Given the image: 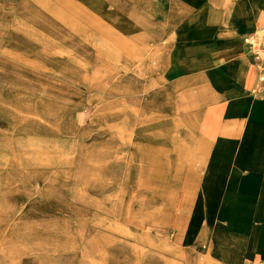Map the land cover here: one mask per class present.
Here are the masks:
<instances>
[{"label": "rangeland", "instance_id": "1", "mask_svg": "<svg viewBox=\"0 0 264 264\" xmlns=\"http://www.w3.org/2000/svg\"><path fill=\"white\" fill-rule=\"evenodd\" d=\"M62 4L0 0V264H158L147 258L162 243L184 256L169 261H192L191 219L174 227L181 177L175 201L140 224L146 204L161 206L148 190L169 186L151 182L158 159L138 154L118 198L127 148L114 131L131 135L170 100L163 73L144 64L149 35L140 22L107 14L91 23Z\"/></svg>", "mask_w": 264, "mask_h": 264}, {"label": "crops", "instance_id": "2", "mask_svg": "<svg viewBox=\"0 0 264 264\" xmlns=\"http://www.w3.org/2000/svg\"><path fill=\"white\" fill-rule=\"evenodd\" d=\"M109 1L120 10L133 4ZM142 1L159 34L144 64L163 73L170 100L145 112L131 135L114 131L127 148L118 197L126 192L137 155L151 153L163 173L152 183L161 190L166 184L167 194L175 196L181 177L177 217L185 224L191 219L194 227L195 257L179 264H196L198 255L212 264H264V60H255L243 42L264 25V0ZM132 7L134 13L139 9L137 3ZM161 196L164 191L148 190L146 197ZM168 220L162 213L157 221L163 226ZM159 245V253L148 254L150 262L169 254L184 259L175 247Z\"/></svg>", "mask_w": 264, "mask_h": 264}, {"label": "bare ground", "instance_id": "3", "mask_svg": "<svg viewBox=\"0 0 264 264\" xmlns=\"http://www.w3.org/2000/svg\"><path fill=\"white\" fill-rule=\"evenodd\" d=\"M61 2L63 3L62 5L63 6H65L66 8H69L70 9V11L71 12H73V13H76V14H81V15H83V16H85V17H88L89 18V20H90V18L92 17V15L94 16H98V17H104V16H107V14H111L112 16H114V17H119V15H122V16H124L125 18V20L129 17V19L128 20H132V19H134V20H140L141 21V24L143 25L141 28H142V33H141V35H149L148 37H147V40H148V43H149V46H151V45H153L154 44V40L156 39L155 38V35H159L154 29H152L151 28V25H150V21H149V18L151 17V14H148V12H147V8H145L144 6H145V4H144V1H142V0H132V2H133V4H136L137 3V6H139V9H138V11L136 12V13H134L132 10V6H133V4H131V3H127L126 4V7H123V10H120V9H118V8H115V7H113L112 5H111V3H110V1L109 0H107V2H108V5H109V7H108V9H106V8H104V7H100V8H96V10L95 9H93L92 7H87V6H83V5H77V4H74L73 3V1L72 0H61ZM140 4H144V6L143 5H140ZM132 7V8H131ZM88 9H90V10H92V12L91 11H89ZM145 13H146V16H147V18H146V21H145V18H144V16H145ZM199 13V12H198ZM143 18H144V21L145 22H143L142 20H143ZM189 19V18H188ZM188 19L186 20V22L188 21ZM190 19H192V17H190ZM91 23H93L92 21H91ZM102 27H103V25H102ZM107 29V31H110L108 28H106ZM37 35V34H36ZM5 122V121H4ZM3 144V143H2ZM145 144V143H144ZM143 144V145H144ZM4 146V145H3ZM148 147V146H147ZM141 150V149H140ZM152 150V149H151ZM174 152V151H173ZM9 158V157H8ZM147 158V157H146ZM148 158H150V157H148ZM8 160V159H7ZM146 162V161H145ZM151 162V161H150ZM154 162V161H153ZM181 163V162H180ZM177 165H179V164H177ZM184 165V164H183ZM144 167H146V173H148V170H149V167H148V165H144ZM153 167H154V165H153ZM151 168H152V166H151ZM159 168V167H158ZM183 168V167H182ZM154 169V168H153ZM157 169V168H156ZM152 171V170H151ZM154 171H156V170H154ZM154 171L153 172H151V174L152 173H154ZM158 171V170H157ZM156 173V172H155ZM178 173H180L179 172V170H178ZM25 174H26V172H25ZM165 174V173H164ZM168 174V173H167ZM177 174V173H176ZM163 175V173L160 175V176H162ZM159 176V175H158ZM166 176V175H165ZM164 176V177H165ZM152 177V176H151ZM151 177H149L148 176V179H150ZM154 178H155V176H154ZM27 179V178H26ZM152 179V178H151ZM176 179V178H175ZM165 181V180H164ZM47 182V181H46ZM152 182V181H151ZM30 184V183H29ZM31 185V184H30ZM151 185H153V184H151ZM165 185V184H164ZM174 185V184H173ZM161 186V185H160ZM211 186V185H210ZM33 187V186H32ZM156 187V186H155ZM154 188V187H153ZM157 188V187H156ZM159 189V188H158ZM161 189V188H160ZM174 190V189H173ZM208 190V189H207ZM162 191H163V189H162ZM176 191V190H175ZM233 192V191H232ZM208 193V192H207ZM210 193V192H209ZM6 194V193H5ZM70 194V193H69ZM124 194V192H123V190H121V193H120V195H119V201H120V196H122ZM2 197H8L7 195H1ZM35 196V195H34ZM18 197V196H17ZM21 198V197H20ZM33 198V197H32ZM160 198V201H161V206L158 208V207H155V206H153V204H150V206L149 205H145V208H144V210H145V214H144V217H141L140 219H139V223L140 224H149V219L154 215V214H157V213H159L160 211H161V209L162 208H164L165 206H166V204L167 203H170V202H173V201H175V199L173 198V196H171V195H169V194H165V196H161V197H159ZM19 199V198H18ZM24 200V199H23ZM30 200V199H29ZM152 200H154V199H152ZM239 200V199H238ZM167 201V202H166ZM23 203V202H22ZM47 203V202H46ZM238 203V202H237ZM234 204V203H233ZM241 204V203H240ZM28 205V204H27ZM242 205V204H241ZM232 206V205H231ZM240 206V205H239ZM241 207V206H240ZM245 207V206H244ZM20 208V207H19ZM149 208H151V210L149 209ZM198 208V207H197ZM201 208V207H200ZM234 208H236L235 206H234ZM249 208H251V207H249ZM251 211V210H250ZM249 212V211H248ZM224 213H226V211L224 212ZM250 213V212H249ZM250 214H252V211H251V213ZM225 216V215H224ZM240 216V215H239ZM227 217H228V215H227ZM242 217H245V215L244 216H241V218ZM234 218H236V216H234ZM240 218V219H241ZM245 219V218H244ZM181 221H183L181 218H180V220H176V222H175V228H176V230H180V227L182 226V223L183 222H181ZM233 221H235V220H233ZM242 221V220H241ZM245 221V220H244ZM239 222H240V220H239ZM229 223V222H228ZM233 223V222H232ZM242 223V222H241ZM208 224V223H207ZM235 225V224H234ZM228 226H231V225H228ZM242 225H240V227H241ZM223 227V226H222ZM239 227V228H240ZM241 230H242V228H240ZM234 230V229H233ZM233 232V231H232ZM236 233H237V231H236ZM241 234V233H240ZM169 247H172V246H170L169 245ZM124 254V253H123ZM157 257V263L158 264H179V262H175V261H173V262H171V261H169V256H165V255H159V256H156ZM131 258V257H130ZM147 260H149V258H147ZM196 264H212L211 263V259L206 255V256H202V255H198L197 256V259H196Z\"/></svg>", "mask_w": 264, "mask_h": 264}, {"label": "built area", "instance_id": "4", "mask_svg": "<svg viewBox=\"0 0 264 264\" xmlns=\"http://www.w3.org/2000/svg\"><path fill=\"white\" fill-rule=\"evenodd\" d=\"M250 55L255 60H264V25L243 37Z\"/></svg>", "mask_w": 264, "mask_h": 264}]
</instances>
